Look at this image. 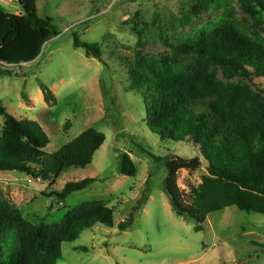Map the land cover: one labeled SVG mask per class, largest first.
<instances>
[{
    "label": "rangeland",
    "instance_id": "rangeland-1",
    "mask_svg": "<svg viewBox=\"0 0 264 264\" xmlns=\"http://www.w3.org/2000/svg\"><path fill=\"white\" fill-rule=\"evenodd\" d=\"M252 6L254 12L244 10L239 0H36L38 14L52 19L60 36L38 61L0 67V105L18 119L38 122L51 139L49 154L89 128L104 133L106 141L87 168L66 169L56 182L0 171V194L32 224L60 225L68 211L92 201L113 209L115 222L113 228L81 231L76 242L63 245L58 264H264L263 215L229 207L210 214L205 230L196 232L193 220L172 211L165 191L167 169L141 149L166 160L200 158V151L189 140L161 141L152 132L146 94L133 87L130 76L138 66L185 69L196 58L181 55L176 47L197 31L225 22H236L264 45V11ZM0 10L25 14L16 0H0ZM75 36L97 45L100 56L88 57L75 48ZM210 66L223 84L249 85L264 106V77ZM40 83L52 91L55 102L45 101ZM4 122L0 113V131ZM124 154L136 165L135 177L120 173ZM201 161L199 170L179 174L178 185L186 193L208 176ZM87 178L98 181L63 203L53 196L67 183ZM128 217L132 224L119 230ZM15 237L4 238V255L12 251Z\"/></svg>",
    "mask_w": 264,
    "mask_h": 264
},
{
    "label": "trees",
    "instance_id": "trees-1",
    "mask_svg": "<svg viewBox=\"0 0 264 264\" xmlns=\"http://www.w3.org/2000/svg\"><path fill=\"white\" fill-rule=\"evenodd\" d=\"M16 1L25 14L0 10V67L4 69L38 61L45 47L60 36L53 20L38 14L36 0ZM239 1L244 10L254 12V3L264 11V0ZM206 9L202 5V10ZM74 47L84 49L88 57L100 56L97 45L82 42L77 36ZM176 50L196 60L181 71L167 65L138 66L130 71L133 87L146 94L152 132L161 141L189 140L207 166L208 176L186 193L178 185L179 174L199 170L200 158L166 160L141 149L155 163L166 167L165 191L172 211L182 220H193L196 232L205 230L210 214L233 206L264 216V106L249 85L223 84L210 70V65L217 63L247 78L252 73L264 77V45L247 36L233 21L197 31ZM40 88L46 102H55V95L45 84L40 83ZM0 113L5 119L0 131L1 172H19L36 181L56 182L66 169L87 168L106 141L104 133L89 128L49 154L46 149L51 139L38 122L18 119L1 105ZM120 173L129 177L137 174L129 154L121 157ZM97 181L87 178L67 183L61 193L53 196L63 203L71 194ZM131 224L128 217L119 224V230ZM114 225V211L102 201L86 202L68 211L60 225L43 221L32 224L0 194V264H58L63 245L76 242L81 231ZM10 235L16 236L15 241L12 251L4 255L2 242Z\"/></svg>",
    "mask_w": 264,
    "mask_h": 264
}]
</instances>
